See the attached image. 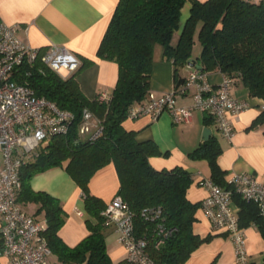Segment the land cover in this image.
<instances>
[{"label": "trees", "instance_id": "obj_1", "mask_svg": "<svg viewBox=\"0 0 264 264\" xmlns=\"http://www.w3.org/2000/svg\"><path fill=\"white\" fill-rule=\"evenodd\" d=\"M187 0H118L96 55L117 63L118 74L114 89L105 100L88 98L76 79L77 73L91 62L84 59L78 69L62 77L44 65L40 58L23 62L14 70L13 78L29 85L37 96H44L61 109L74 115L65 134L52 136L20 169L21 189L17 200L39 203L38 210L46 218L43 235L54 256L62 264H129L113 261L107 251L105 218L106 202L89 190V180L99 168L112 162L119 179L116 194L128 203L134 214L136 237L147 240L149 264H187L190 254L208 242L212 234L200 236L193 230L195 212L200 202L186 196L192 182L184 167L154 168L149 158L165 155L152 140L139 141L136 131L125 128L129 107L145 99L149 92L154 48L161 47L162 56L172 62L175 87L184 82L179 69L186 63L203 72L220 71L232 81L238 79L251 96L264 101V0H189V15L180 28L181 9ZM180 32L177 41L173 37ZM195 36L200 44L192 57ZM89 110L102 125L95 139L78 133L83 110ZM206 124L213 118L206 113ZM264 127V105L249 128ZM221 146L216 135L199 143L189 155L206 159L213 182L230 188L225 171L217 158ZM82 190L85 211L89 215V233L73 246L66 244L58 231L65 212L51 195L34 191L30 178L46 169L60 166ZM238 206L240 226L255 224L263 231L264 219L255 203L233 192ZM159 208L156 217H146L144 209ZM172 229L164 241L158 226ZM226 235V234H224ZM264 264V257L262 263Z\"/></svg>", "mask_w": 264, "mask_h": 264}, {"label": "crops", "instance_id": "obj_2", "mask_svg": "<svg viewBox=\"0 0 264 264\" xmlns=\"http://www.w3.org/2000/svg\"><path fill=\"white\" fill-rule=\"evenodd\" d=\"M118 0H0V19L4 23L17 26L18 37L33 47L44 51L51 43L64 45L80 60L90 59L76 75L83 93L90 99L102 94L111 95L117 80L118 67L113 60L102 59L96 55L100 41L107 29ZM191 3L185 2L181 9L180 28L189 15ZM180 28L173 37L177 41ZM198 53V52H197ZM197 53L193 56H196ZM80 63V64H81ZM189 63V62H188ZM188 63L179 69V75L186 77ZM194 66V62L192 63ZM206 78L213 85L224 77L220 71L205 72ZM181 85V84H180ZM173 64L161 53V47L154 48L153 63L149 77V89L155 95L175 90ZM230 93L247 102V108L238 114H228L233 126L231 139L223 137L215 123L206 124L205 112L194 110L189 122L176 123L168 111L161 112L157 118L139 115L126 118L123 122L128 130L136 131L139 141L152 140L165 155L151 156L150 164L157 169L172 168L180 165L192 176L186 196L192 202H200L207 196L208 189L200 183V177L210 176V167L206 159L193 158L189 153L202 141L205 127L211 129L221 146L217 162L225 171V176L232 172H246L264 179V127L249 128L252 121L263 108L264 101L251 96L247 87L238 79L232 81ZM193 89L176 93V105H188L192 102ZM210 134V135H211ZM0 151V168L2 167ZM62 165L46 169L30 178V187L34 191L45 192L55 197L61 204L65 218L58 234L69 246L78 243L88 233L87 219L82 190L67 173ZM89 190L101 197L106 203L116 194L119 179L112 162L99 168L89 180ZM19 206L41 221H46L43 210H38L39 203L20 201ZM196 221L193 230L200 236L212 234V238L189 256L187 264H236L232 240L220 233H215L201 206L195 212ZM246 250L250 264H261L264 257V234L257 226H243ZM117 238L114 226L105 228V235ZM105 237V238H106ZM107 246V244H106ZM113 261L126 258L125 248L117 241L107 247ZM52 258V257H51ZM0 264H8V258L0 255Z\"/></svg>", "mask_w": 264, "mask_h": 264}, {"label": "built area", "instance_id": "obj_3", "mask_svg": "<svg viewBox=\"0 0 264 264\" xmlns=\"http://www.w3.org/2000/svg\"><path fill=\"white\" fill-rule=\"evenodd\" d=\"M36 58L62 77L74 73L81 60L64 45L51 43L44 51L22 41L17 35V26L0 19V255L8 258V264H57L51 258V249L43 230L45 221L38 220L19 206L17 195L21 189L20 169L52 136L65 134L73 121V113L59 108L44 96H37L26 83L13 78L14 70L24 61L32 63ZM189 71L177 91L170 90L155 95L151 91L139 103L128 110V118L149 115L152 119L168 111L176 123L189 122L192 112L199 110L209 114L223 137L231 139L233 126L228 114H238L247 108V102L230 93L232 80L226 76L217 85L206 78L205 72L188 63ZM193 89L192 102L176 105V93ZM108 96L102 94L99 100ZM102 131L100 121L84 109L83 121L78 133L95 139ZM231 186L213 182L210 177H200V183L208 189L201 201V208L215 233L226 234L234 245L236 264H250L246 250L244 228L239 224L238 206L232 194L255 203L264 219V179L246 172H232L225 176ZM105 224L114 226L117 241L125 248L129 264H149L147 240L136 237L134 214L121 195L115 194L103 210ZM146 217H156L159 208L147 210ZM255 225V224H253ZM256 226V225H255ZM163 225L158 226L161 244L171 233Z\"/></svg>", "mask_w": 264, "mask_h": 264}, {"label": "rangeland", "instance_id": "obj_4", "mask_svg": "<svg viewBox=\"0 0 264 264\" xmlns=\"http://www.w3.org/2000/svg\"><path fill=\"white\" fill-rule=\"evenodd\" d=\"M195 43H194V45H193V51H192V55H195L198 51H199V49H200V44H199V42H198V39H197V37L195 36ZM194 57V56H193ZM114 236L115 235H112V234H109V235H107V237H106V244H107V247L109 246V245H111V244H113L115 241H117V238L115 239L114 238ZM118 242V241H117ZM51 257L54 259V256L53 255H51ZM57 264H62L61 262H59V261H55Z\"/></svg>", "mask_w": 264, "mask_h": 264}, {"label": "water", "instance_id": "obj_5", "mask_svg": "<svg viewBox=\"0 0 264 264\" xmlns=\"http://www.w3.org/2000/svg\"><path fill=\"white\" fill-rule=\"evenodd\" d=\"M210 134H211V129L208 127H205L202 133L203 139L207 140L210 137Z\"/></svg>", "mask_w": 264, "mask_h": 264}]
</instances>
